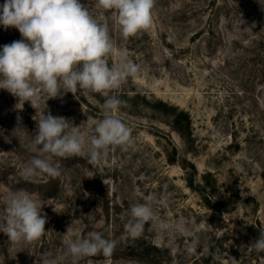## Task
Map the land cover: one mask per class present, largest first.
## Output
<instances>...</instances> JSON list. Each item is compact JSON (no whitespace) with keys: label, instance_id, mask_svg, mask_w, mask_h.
<instances>
[{"label":"rangeland","instance_id":"rangeland-1","mask_svg":"<svg viewBox=\"0 0 264 264\" xmlns=\"http://www.w3.org/2000/svg\"><path fill=\"white\" fill-rule=\"evenodd\" d=\"M80 2L109 26L117 45L109 65L124 50L140 66L109 93L125 101L117 115L135 142L127 151L110 147L95 166L53 158L59 177L26 181L33 117L63 116L90 136L106 97L80 90L48 99L40 91L33 107L0 89V213L9 192L25 190L47 220L34 242L0 232V264H41L91 231L115 239L116 249L77 264H264L249 248L264 227V0H156L150 27L128 39L112 11ZM20 39L0 26V50ZM134 203L154 211L137 239L124 233ZM192 240L199 246L189 254Z\"/></svg>","mask_w":264,"mask_h":264},{"label":"clouds","instance_id":"clouds-1","mask_svg":"<svg viewBox=\"0 0 264 264\" xmlns=\"http://www.w3.org/2000/svg\"><path fill=\"white\" fill-rule=\"evenodd\" d=\"M156 0H96V5L112 11L124 39L134 37L152 24V10ZM0 26L15 28L20 40L5 44L0 50V89L18 98L19 103L38 99L40 91L48 99L62 98L67 93L76 96L87 90L106 97L102 117L96 121L90 136L63 116L40 113L36 121V135L27 145L33 153L30 162L20 171L29 182L41 175L57 178L61 170L53 158L86 157L93 166L106 159L108 149L127 151L134 145L132 129L117 115L125 105L117 95L128 78L140 73V66L119 51L116 63L109 65L108 57L117 51L107 23L98 22L89 6L80 0H4L0 4ZM34 107V106H33ZM18 121L20 117H17ZM92 176V173H89ZM242 195H246L242 193ZM130 218L124 224L127 238L137 239L145 225L154 218L149 203L130 206ZM46 216L33 196L19 190L9 192L0 213V232L13 243H30L46 231ZM100 231L66 242L63 256L40 257L41 264H63L71 257L73 264L86 257H110L117 246ZM199 242L186 246L189 254L197 251ZM258 259H264V227L258 238L249 245Z\"/></svg>","mask_w":264,"mask_h":264},{"label":"trees","instance_id":"trees-1","mask_svg":"<svg viewBox=\"0 0 264 264\" xmlns=\"http://www.w3.org/2000/svg\"><path fill=\"white\" fill-rule=\"evenodd\" d=\"M181 115L185 117V119H188L185 113L181 112Z\"/></svg>","mask_w":264,"mask_h":264}]
</instances>
